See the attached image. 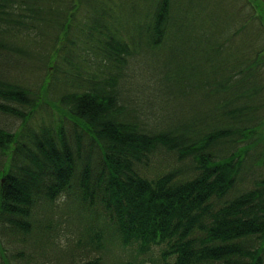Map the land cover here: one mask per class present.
<instances>
[{
  "label": "trees",
  "instance_id": "trees-1",
  "mask_svg": "<svg viewBox=\"0 0 264 264\" xmlns=\"http://www.w3.org/2000/svg\"><path fill=\"white\" fill-rule=\"evenodd\" d=\"M56 1L59 3H54ZM64 1L66 10L76 9L73 0H0V71L2 66H8L7 59L16 52L27 58L38 55V49L17 46L5 34L27 26L26 18L30 25L36 23L37 34L42 33L41 25L48 23V17L59 14ZM147 1L139 15L147 16L151 6L152 19L146 24L147 19L136 22L134 16L129 23L136 25L137 31L128 33L131 43L106 33L105 26L99 24L88 29L90 38L97 32L105 36V40H99V49L93 50L99 59V70L94 69L86 79L78 75L71 80L63 78L66 80L60 82V96L55 103L62 116L73 123L72 139L62 123L57 127H43L40 132L32 130L33 143L20 139L25 136L22 132L17 134L0 128V150L16 152L14 161L8 160L0 168V221L5 227L10 225L12 233L26 236L32 229L27 217L34 213L36 203L41 199L54 203L68 189L70 195L72 191L80 194L86 208L92 209L99 202L103 208L100 213L107 216L108 223L115 224L126 245L137 244L143 252L160 245L158 260L161 264H264V180L233 198L228 197L240 179L250 148L258 140L264 143V132L260 130L264 128V116L253 126L245 124L253 119L249 114L252 115L254 107L248 106L247 99L255 96L258 85L249 91L245 86L241 88L239 78H235L243 72L258 70L262 57L255 54L240 65H231L232 71L237 69L235 77L230 71L216 80L225 61L220 60V55L227 40L220 43L222 32L212 33L208 27L203 31V24L201 29L194 18L186 16L185 10L195 5V1L180 2V5L179 0L178 3L174 0ZM208 1L197 3L198 17L217 7L214 1ZM246 2L256 9L253 19L248 21L250 25L246 24L247 31H251L253 21L260 22L264 30V0ZM93 8L100 16L109 12L105 6ZM66 23L62 29L58 25L55 30H60L59 35L66 33L65 42L73 45L75 42L69 34L82 32V29L79 26L71 30L74 26L71 19ZM204 32L209 34L206 39L213 44L207 43V50L202 46L204 40L201 41L203 50L198 53L209 56L212 68L205 71L204 60L191 71L178 67L177 48L181 34L205 35ZM58 40L55 43H59ZM135 41L138 47L141 45L140 51L130 50ZM70 47L68 43L54 44L44 53L42 57L47 68L53 65L59 73L58 56L72 54ZM161 48L166 49L163 66L167 67V80L175 85L172 91L180 88L181 94L184 80L185 87L193 89L189 81L198 76L209 86L210 93L229 95L218 102L220 107L217 114H213L218 124L207 122V117L212 116L208 114L207 117L183 119L186 122L160 124L163 129L160 131L145 128L141 113L152 119V111L143 100L150 96L144 88L139 90L142 109L130 107L132 88L127 92L129 66L125 56L136 53L144 57L146 52L161 51ZM70 63L73 62L69 60ZM138 64L146 71L143 60H138ZM160 70L164 75L161 66L152 77L159 80ZM69 72L70 69L64 71V76L69 77ZM5 74L0 72V112L27 122L39 106L43 86L33 89L9 80ZM250 83H254L252 77L248 79L247 84ZM212 84L215 90L210 89ZM261 88L263 90L264 85ZM221 142L228 146L219 149ZM162 146L176 152L179 160L187 159L186 165L190 167L173 169L154 178L146 175L150 157ZM93 258H83L80 264H102L99 258Z\"/></svg>",
  "mask_w": 264,
  "mask_h": 264
},
{
  "label": "rangeland",
  "instance_id": "rangeland-1",
  "mask_svg": "<svg viewBox=\"0 0 264 264\" xmlns=\"http://www.w3.org/2000/svg\"><path fill=\"white\" fill-rule=\"evenodd\" d=\"M146 1L73 0V3L77 6L73 12L70 9L66 10L64 1L57 16L48 17L46 19L48 23L44 22L41 27L37 24L38 28L43 29L42 33L37 34L34 30L36 23L30 25V20L26 18L24 20L28 22L27 26L18 27L10 34H5L17 46L28 47L29 50L38 49V55L35 56L36 58H27L25 54L16 52L9 56V59H7L8 66H2L0 72L6 73L5 75L7 76L5 77L9 78V80L20 82L33 89L42 86L43 88L39 93V106L27 122L21 118H15L0 112V128H7L17 134L22 132L25 136L19 138L23 141H28L29 139L31 140L30 143H33V138L30 137L32 130L40 132L43 127L49 125L57 127L58 124L62 123L68 136L72 139L74 137L73 123L69 118L62 116V113L57 110L55 103H57L60 96V82L62 80V83H64L66 80H63V78L71 80L78 75L86 79L90 77L94 69L99 70V59L97 60V56H94L93 50L95 47L99 49L101 44L99 40H105V36L101 32H97L90 38L87 36L88 29L93 27L94 24H99L100 26H105L106 33L131 43L128 33L132 34L137 31L136 25H130L134 16L136 15V22L147 19L146 24L152 19L154 11L151 6L148 8L147 16L139 15L143 11ZM174 1L178 3L177 0ZM193 1H195V5L191 4L185 10L186 16L194 18L199 27L203 24L204 29L200 27L203 31L208 27L212 33H215V31L222 32L223 36L219 38L220 43L224 39L227 40L224 51L220 55V60L224 59L225 61L222 65L221 74H217L216 80L224 78L223 76L230 71L234 75V71L237 69L232 71L231 65H240L246 58H253L255 54L262 57V64L259 65L260 67L257 66L259 67L258 70H253L251 73L246 71L236 77L234 75L235 78H239L238 81L241 83V88L245 86L251 91L255 84L258 85L255 96L247 99L248 106H253L254 112L252 115L249 114L253 119L246 121L245 124L246 126H253L257 122L262 121L264 116V89L262 90L261 88L264 85V30L262 24L257 21L251 23V31L246 29L248 26L246 24H249L250 22L248 21L253 19L252 14H256V9L254 10L253 6L249 5L246 0H210L214 1V5H217V7L208 9L209 11L203 12V15L200 13L198 17L199 7L197 3L204 4L209 1L179 0V5L180 2L191 3ZM54 3L59 2L56 1ZM97 5L100 6V9L105 6L109 9V12L105 15L101 14L102 16L96 14L93 7ZM70 19L72 25L74 24L71 30L79 26L82 29V32L73 31V33L69 34L72 38L71 40L75 42L73 45L70 42H65L66 33L59 35L57 32H60V30H55V28H59L58 25L62 29L67 24L66 21ZM95 19L97 23H94ZM44 32L47 33L40 37L39 35ZM230 32L231 36L229 35ZM204 33L205 35L195 33L181 34L177 48V58L180 62L178 67H186L191 71L199 65L200 60H204L205 71L212 68L208 62L209 56L205 55V53H198L203 50L204 46L208 50L209 46L207 48V43H212L210 39H206L209 34ZM145 35L147 38L150 33ZM57 38L59 43H55ZM203 40V47L201 48V41ZM62 43H68L71 46L72 54L67 53L64 55L61 53L58 56L59 73H57L53 65L47 68L48 65L44 63L42 56L53 48L54 44L61 46ZM140 47L141 45L138 47L135 41L131 44L130 50L136 48L140 51ZM165 52L166 49L161 48V51L146 52L144 57L141 56L142 54L138 56L136 53L125 56L129 66V71L127 72L129 76L127 81L129 82H126L127 92H129L130 87L132 88L130 95L132 103L130 102L131 106H128L136 107L138 110L142 109L139 90L144 88L150 96L144 98V105L152 111L150 112L152 119L146 117L145 113H141L146 129L160 131L163 130L160 124H176L183 121V119L207 117L208 114L212 116L207 117V122L218 124V122L214 121L213 114H217V108L220 107V105L217 106L218 102L225 97L228 98L229 95L227 97L226 92L224 97L223 93H210L209 86L205 85L203 78L198 79V76L192 77L193 80L189 81V84H193L191 86L193 89H190L189 86L185 87L187 83L184 80L181 84L182 91L183 89L184 91H181V94L178 90L180 88L177 89L178 91H172V87H175V85L167 80V67L163 66V54ZM145 59L150 64L151 71L150 66L146 65ZM69 60L73 62L70 63L71 65ZM138 60H143V67L146 68V71L140 67ZM172 64H174V60H172ZM161 66L164 75L160 70V74H157L159 80H157L152 77V74H155ZM155 67L158 68L155 69ZM68 69L71 72L68 74L69 77H66L64 76V71ZM50 75L51 77H49ZM250 77L253 78L254 83L247 84ZM212 78L213 76L209 80L211 81ZM61 89H63L62 86ZM210 89L215 90L216 86L212 84ZM37 91L39 92L38 89ZM146 112L149 113L148 111ZM237 114L242 116L240 113ZM260 130L264 132V128H260ZM260 141L258 140L257 145L255 144L250 148L243 163L240 179H238L235 189L228 195L229 198L251 189L261 179L264 180V156H261L264 151V143ZM226 146H228V143L221 142L218 148L221 149ZM15 156L16 152L14 150L3 152L0 150V168L4 167L8 160L9 162L14 161ZM150 158L151 164L145 169V173L151 178L173 169L181 167L187 169V167H190L186 165L187 159H184V161L179 160L176 152L164 146L154 152ZM83 201L80 194L72 191V195H70L68 189L54 203L41 199L36 203L34 213L27 217L32 229L26 236L23 233H12L10 225L5 227L0 221V264H80L81 259H95L93 257L99 258L102 264H161L158 260L160 245H153L152 250L146 252L141 251L137 244L126 245L122 241V237L119 236L120 232L115 227V224L108 223L106 220L107 216L100 213L101 209H103L101 204L98 202L91 209L89 207L86 208Z\"/></svg>",
  "mask_w": 264,
  "mask_h": 264
}]
</instances>
